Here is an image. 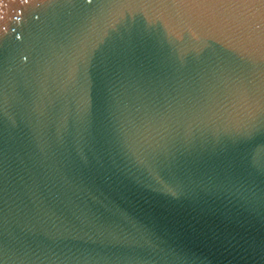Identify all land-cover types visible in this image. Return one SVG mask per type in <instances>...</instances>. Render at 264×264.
<instances>
[{
  "label": "water",
  "instance_id": "obj_1",
  "mask_svg": "<svg viewBox=\"0 0 264 264\" xmlns=\"http://www.w3.org/2000/svg\"><path fill=\"white\" fill-rule=\"evenodd\" d=\"M0 264H264V0H0Z\"/></svg>",
  "mask_w": 264,
  "mask_h": 264
}]
</instances>
